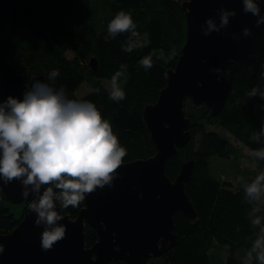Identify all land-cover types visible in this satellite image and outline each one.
I'll list each match as a JSON object with an SVG mask.
<instances>
[{
	"label": "trees",
	"instance_id": "trees-1",
	"mask_svg": "<svg viewBox=\"0 0 264 264\" xmlns=\"http://www.w3.org/2000/svg\"><path fill=\"white\" fill-rule=\"evenodd\" d=\"M44 12L41 25L54 43L47 49L26 27L20 26L14 37L8 61L27 82L33 75L46 74L54 92L64 90L67 99L90 100L113 127L120 144L126 147L125 161L146 158L153 154L154 145L142 120L145 104L154 102L159 90L165 86V71L173 67L185 40V15L180 0H27ZM131 12L132 19L141 34L148 33L150 43L132 52L123 51L131 33L118 34L113 39L108 33V24L118 11ZM264 38V27L261 30ZM133 40L136 38L133 37ZM153 67L147 72L138 67L141 58L152 53ZM159 49H163V58ZM66 52L72 56L67 57ZM95 57L96 68L89 59ZM127 64V79L118 78L126 92L123 101H112V75L120 64ZM53 70L59 75L50 77ZM264 78V63L255 54H249L238 65L232 88L220 112L210 115L204 104L199 108L187 99L185 112L192 118L190 138L177 154L168 158L165 173L170 179L179 173L183 162L193 159L190 178L184 184L196 214L188 218L183 212L174 214L173 231L177 235L175 246L159 256L150 257L145 264H260L257 253L248 252L264 227V191L258 199L247 197L245 186L251 184L264 172V158L254 153L264 150V98L261 79ZM88 91L77 96L75 91L81 83ZM93 87L99 93L92 92ZM256 89L255 96L248 93ZM228 132L247 145L249 159L255 168L245 171L239 179L231 182L224 178L229 172H239L240 147L217 128ZM225 163V168L220 167ZM228 165V167H227ZM220 168V169H219ZM240 173V172H239ZM264 186V181H261ZM53 191L59 193L54 185ZM10 203L0 190V232H8L18 222L10 209ZM79 208L63 209L75 216ZM254 209H259L258 211ZM259 218L260 224H253ZM97 239L95 230L85 228V242L92 244ZM111 264H125L122 260Z\"/></svg>",
	"mask_w": 264,
	"mask_h": 264
},
{
	"label": "water",
	"instance_id": "water-1",
	"mask_svg": "<svg viewBox=\"0 0 264 264\" xmlns=\"http://www.w3.org/2000/svg\"><path fill=\"white\" fill-rule=\"evenodd\" d=\"M258 15L244 11V0H180L185 15V40L173 67L165 71L166 84L154 102L144 105L142 120L154 145V153L146 158L125 161L117 170L113 187L98 188L85 194L84 204L75 216L64 212L54 198V210L63 216L58 225L66 226L65 238L49 251L41 249V233L45 225H35L37 213L28 208L38 202L46 185L33 191L23 185L25 177L7 185L0 176V190L11 203L26 202L22 216L8 232H0L4 251L0 264H111L122 260L125 264H145L150 257L159 256L175 246L174 214L183 212L193 218L196 211L184 190L190 178L194 160L180 166L179 173L170 179L165 165L190 138L192 118L185 112V102L199 108L203 104L210 115L220 112L232 88L234 73L249 54L264 63V0H253ZM222 11H233L229 23L221 26ZM44 12L27 0H0V103L9 95L23 99L34 80L49 85L46 74L33 75L26 82L24 76L8 61L14 37L20 26L26 27L47 49L54 43L41 25ZM219 31L206 36L207 21ZM259 21V23H258ZM244 29L249 35H244ZM89 65L96 68V59ZM7 111V109H6ZM26 187L27 198L21 195ZM89 225L97 239L85 242V228Z\"/></svg>",
	"mask_w": 264,
	"mask_h": 264
},
{
	"label": "clouds",
	"instance_id": "clouds-1",
	"mask_svg": "<svg viewBox=\"0 0 264 264\" xmlns=\"http://www.w3.org/2000/svg\"><path fill=\"white\" fill-rule=\"evenodd\" d=\"M244 11L258 15L259 8L253 0H244ZM229 16H235V12H221V26L229 23ZM207 24L204 35L219 31L211 20ZM108 33L113 39L118 34L131 33L129 42L123 45V51L129 53L133 48L150 43L147 32L141 42V34L131 12L124 10L118 11L109 22ZM249 34V30L244 29V35ZM133 37L136 39L133 40ZM156 51L153 49L152 53L141 58L138 67H143L146 72L151 69L152 56ZM159 51L158 58L162 59L163 49ZM127 68V64H120L119 70L111 77L108 98L112 101L126 99V92L122 90L118 78L123 76L127 79ZM57 75L58 70L50 73V77ZM91 91L99 93L100 89L93 87ZM248 95L255 96L256 89L253 88ZM261 97L264 98V93ZM261 131L264 133V128ZM254 154L264 158V150ZM127 155V149L120 144L112 124L102 119L101 111L90 100L67 99L63 89L54 92L49 85L37 79L31 83L30 90L23 93V99L9 95L0 103V176L4 178V184L25 177L22 184L32 185L33 191H38L41 185H54L60 190L56 193L52 186H48L38 202L28 204V208L38 214L35 225H45L40 238L43 251L51 250L66 235V226L56 223L63 216L54 210V198L61 209L81 207L85 194H92L105 185L113 187L112 181L119 175L117 170L124 164ZM261 181H264V172L245 186L247 197L259 198L264 191ZM21 195L27 198L26 187ZM253 224H260V219L253 220ZM3 251L4 245L0 243V254ZM252 252H256V259L264 264V227H261L260 235L247 254L249 262Z\"/></svg>",
	"mask_w": 264,
	"mask_h": 264
},
{
	"label": "rangeland",
	"instance_id": "rangeland-1",
	"mask_svg": "<svg viewBox=\"0 0 264 264\" xmlns=\"http://www.w3.org/2000/svg\"><path fill=\"white\" fill-rule=\"evenodd\" d=\"M262 30V29H261ZM66 56L67 57H71L72 54L71 52H66ZM106 87L110 88L111 87V82L110 81H105ZM261 87L264 89V78L261 79ZM88 91V85L86 83H81L79 88L75 91V94L77 96H81L83 94H85ZM217 128V127H215ZM220 132H223L226 136H228L229 140L235 144L237 147H240L241 150V156H240V160H239V169H240V173L239 172H229L228 174L224 175V178L226 180L231 181L232 183L235 182L237 179H239L242 175V173H244L247 170L253 169L255 168V163L249 159V155L252 153L250 148L245 145L242 141L235 139L233 136H231L228 132H225L222 129L217 128ZM226 164L222 163L220 165V167L225 168ZM228 167V165H227ZM220 169V168H219ZM262 198L264 199V196H262ZM10 203V209L13 211L14 215L16 217H21L22 216V212L23 209L26 206V202H21V203Z\"/></svg>",
	"mask_w": 264,
	"mask_h": 264
},
{
	"label": "flooded vegetation",
	"instance_id": "flooded-vegetation-1",
	"mask_svg": "<svg viewBox=\"0 0 264 264\" xmlns=\"http://www.w3.org/2000/svg\"><path fill=\"white\" fill-rule=\"evenodd\" d=\"M17 218H18V220H19L20 217H17Z\"/></svg>",
	"mask_w": 264,
	"mask_h": 264
}]
</instances>
